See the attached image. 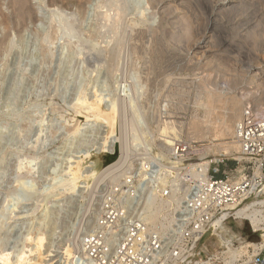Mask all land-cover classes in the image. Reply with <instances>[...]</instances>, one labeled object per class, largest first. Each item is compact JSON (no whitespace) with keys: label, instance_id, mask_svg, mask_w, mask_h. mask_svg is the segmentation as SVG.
<instances>
[{"label":"rangeland","instance_id":"rangeland-1","mask_svg":"<svg viewBox=\"0 0 264 264\" xmlns=\"http://www.w3.org/2000/svg\"><path fill=\"white\" fill-rule=\"evenodd\" d=\"M54 1H52L53 4L51 0H29V6L25 8L16 6L12 0L0 2V10L3 14L0 13V252H9L12 261L16 259L22 248L28 249V246L31 248L32 245L35 246L33 237L36 238L43 234L45 237L42 247L43 262L44 260L46 263L60 260L62 262L58 261V264H63L66 258V247H70L74 251L72 240L74 236L83 238L88 234L97 233L101 218L114 205L120 193V185L127 176L157 178L162 181L159 186L164 187H172L175 180L184 181L186 185L197 181L198 166L194 168H190V166L220 159L222 155L216 148L223 142L232 141V137L225 139L222 137L215 139L189 138L191 122L199 116L201 120L206 118L204 108L198 104L196 99L199 90L197 79L205 73L211 76L208 77L204 74L207 83H209L208 88L215 89L220 85L222 88V86H227L228 82L232 84V79L238 80L239 76L248 69V65L254 60L251 49L257 50L256 52L260 55L263 54L259 49H261L260 45L264 39V25L260 27V23L256 27V42L253 41L254 37L252 40L251 35V39L249 37L251 42L248 38L246 40L244 29L248 20L257 21L258 16L261 18H258V21L264 24V0H244V2L235 0L234 4L232 3L228 8L227 6L222 7L224 13H222V9L219 11V8L215 10L211 8L212 3L210 2L214 0H188L183 5L182 3L178 4L182 0L174 1V3L177 2V5L184 7L187 5L188 8L185 10L188 9L187 13L190 12L188 14L190 15L188 16L189 21L193 24L196 23V25L190 24L191 29L199 28L198 30H200L201 28L202 30V32L199 31L200 33L197 29L193 30L187 34L188 37L193 35L194 38L198 35V38H194L198 40L202 37L201 35L207 33L206 40L210 43L203 44L204 46L198 50H195V46H193L195 44L192 45L194 40L192 36L188 39L186 34L182 35L180 31L173 39L169 38L167 30L172 27L168 22L161 26L159 33L153 35L152 29L160 24V19L151 13L147 7V0H126V2L120 0V6L125 4L124 7L121 6L126 9H123L126 12L123 17L121 16L125 23L128 25L129 20L136 21V24L139 23L136 25L130 21L129 28L127 25L124 27L121 24L125 23L120 18L121 22H119L120 20L117 22L116 29L111 27L114 21L112 14L115 6L110 4L109 0H104V2L103 0H87L82 7L77 0ZM167 5H173V3ZM232 6H236L237 9ZM104 7H108V10ZM231 8L234 11L231 12ZM23 9L25 10L23 11ZM106 10L111 11L109 13L113 21L109 22L104 18L108 13ZM255 15L257 18L254 17ZM216 16L218 17L215 18ZM152 17L158 19L153 21ZM104 22L108 24L105 25ZM235 22H238L239 27ZM151 23L154 25L153 27ZM108 25L109 28H107ZM120 25L129 31H127L129 35ZM100 27L102 28L100 29ZM110 27L113 29L111 33ZM114 29H118L119 32ZM116 33L119 34L118 37L122 34L124 41L122 37L115 36ZM145 33L146 35H144ZM110 36H113L112 39ZM208 36H212L214 39ZM258 36L262 39L260 40ZM119 40L121 41L119 42ZM123 42L125 43L123 44ZM135 43L139 47L135 48ZM211 43L215 44L214 47L210 45ZM106 45L109 50H105L107 49ZM119 45L123 47H119ZM257 45L259 49H257ZM129 48L130 50H128ZM238 48L239 51H237ZM242 48H245L243 50L246 51H242ZM204 49L205 52H203ZM113 50L118 58L110 60V52ZM139 50L140 53H138ZM125 52L126 54H124ZM134 52L135 58L132 56ZM202 53L208 54L211 60L215 58V63H212L214 68L211 65L204 73H202V69H196L195 66L196 57H200L199 55ZM193 55L196 57H192ZM237 55L239 57H234ZM222 56H225L227 60ZM221 60L225 63H222ZM231 60L237 62L233 61L234 64ZM249 60L251 61L249 62ZM184 65L185 67H183ZM217 65H221V69ZM223 65L225 68L222 67ZM193 68L197 71H194ZM229 78L231 80H226L227 84H225L223 79ZM214 81H216V85ZM246 84L245 82L240 83L236 86V90L250 91ZM251 90H255V88L253 87ZM97 94L102 96L105 106L108 104L107 101L120 94H125L127 100L133 101L134 104L129 106V112L126 111L129 123L135 124L134 129H129L131 133H126L125 127H120V117L113 135L108 134V126L105 122L95 118H85L77 111L80 99H88L91 96L88 100L92 101ZM251 97L253 98L251 95L247 96L246 105H254ZM218 107L215 109L216 113L221 111V106L218 105ZM159 119L170 122L169 124L172 125L175 124L176 128L181 130L179 136L175 138V142L178 140L186 145V151L182 153L180 161L171 155L170 161L173 163H166V167L160 162L158 156L162 151L159 146V134L155 132ZM214 119L216 120L215 117ZM122 120L124 119L122 118ZM146 124H149L148 129L152 130L151 132H154L155 136L150 132L151 134L148 133L147 137ZM127 135L130 137V139L128 138L130 154L126 165L123 163L122 166L120 164L122 162L119 163V158L126 152L124 146L127 143ZM208 148H212L210 153L206 150ZM109 151L116 154L110 163H119V167H116L118 164L115 165L113 170L109 171V177L107 174V176L98 179L97 174L106 166L104 155ZM239 156L237 152L228 155L226 169L228 177L233 180H239L247 173L243 165L235 168V165L231 164L235 163V159ZM82 158H85L82 173L85 175L95 169L97 174L91 178L90 183H87L84 177H80L72 184L71 166L69 167V165L76 164ZM87 168L89 171L86 170ZM56 179L60 180L57 182ZM60 187L61 189H59ZM225 224L226 227L222 234L225 238L232 240L235 248L247 243L256 244L263 241V232L254 231L247 220L240 222L238 219H229ZM208 237L201 245V250L205 255L226 250L217 235ZM33 256L31 255V257ZM49 259L50 261H48Z\"/></svg>","mask_w":264,"mask_h":264},{"label":"built area","instance_id":"built-area-1","mask_svg":"<svg viewBox=\"0 0 264 264\" xmlns=\"http://www.w3.org/2000/svg\"><path fill=\"white\" fill-rule=\"evenodd\" d=\"M234 139L241 147L235 168L244 166L243 178L228 177V155L210 161L205 179L197 167L198 180L190 185L175 180L164 187L157 178L127 176L99 230L84 237L72 264H220L222 252L205 255L201 250L213 221L235 219V208L263 194L264 116L253 105L236 122ZM174 146L179 160L186 145L177 140ZM256 244L234 264H264V243Z\"/></svg>","mask_w":264,"mask_h":264},{"label":"bare ground","instance_id":"bare-ground-1","mask_svg":"<svg viewBox=\"0 0 264 264\" xmlns=\"http://www.w3.org/2000/svg\"><path fill=\"white\" fill-rule=\"evenodd\" d=\"M1 1H3V0H0V2ZM52 1H54V0H51V2ZM62 1V0H61ZM78 2H79V4L81 5V7H82V5L84 4V2L85 1H87V0H77ZM76 1V2H77ZM119 1L120 0H109V2H110V4H112V5H114L115 7H114V9H113V11H114V13L112 14L113 15V18H114V21L113 20H111V15H110V13L109 12H111L112 11V9L111 8H113L112 6H110L111 8H109V9H111V11H107L108 9V7L107 8H105V9H107L106 11L108 12L107 14H105V19H107L109 22H110V20L111 21H113V23H112V25L111 24H109V25H111V27L113 26V27H115V25L116 24H118L117 22L119 21V22H121V19H122V17H123V14H125L124 12H126L125 10V8H122V7H124L125 6V4H124V6H120V4H119ZM123 1V0H122ZM174 1H176V0H147L146 2H147V7L151 10V13L152 14H154V15H156L159 19H160V24H158L157 26H155L153 29H152V34L154 35V33L155 34H157V33H159L160 31H161V26H163V24L164 23H167L168 22V24H171L170 26L172 27L171 29H169V30H167V31H169V32H167V35L169 36V38H174L175 36H177L176 34L180 31V32H182V35L183 34H186V36H187V34H190L193 30H196L197 28H195V29H191V26H190V24L192 23L193 24V22H191L190 23V21H189V17L188 16H190V15H188L189 13H187L188 11V9L187 10H185V8H188L187 7V5L184 7V6H181V5H177V2H175L174 3ZM188 0H182L180 3H178V4H181L182 3V5H183V3H185V2H187ZM212 1V0H211ZM235 0H214L213 2H210V3H212L211 4V8H213L214 10L215 9H218L219 8V11L222 9V7H226L227 6V8L229 7V6H231V4L234 2ZM9 2H10V0H9ZM12 2L14 3V4H16V6H20V7H28L29 6V0H12ZM55 2V1H54ZM64 2H65V0H64ZM67 2V1H66ZM103 2H104V0H103ZM124 2V1H123ZM125 2H126V0H125ZM242 2H244V0L242 1ZM53 3V2H52ZM172 4L173 3V5H167V4ZM189 3V2H188ZM187 3V4H188ZM54 4V3H53ZM56 4H57V2H56ZM61 4V3H60ZM64 4V3H63ZM69 4H71V3H69ZM186 4V3H185ZM234 4V3H233ZM243 4V3H242ZM246 4V3H245ZM1 5V4H0ZM103 5H105V3H103ZM146 5V4H145ZM214 5V6H213ZM238 5H239V2H238ZM106 6V5H105ZM108 6V5H107ZM170 6V7H169ZM189 6H190V4H189ZM168 7V8H167ZM191 7V6H190ZM189 7V8H190ZM233 7V6H232ZM239 7V6H238ZM18 8V7H17ZM192 8V7H191ZM190 8V9H191ZM233 8H236V6H234ZM233 8H231V12L232 11H234L233 10ZM245 7L243 6V9H244ZM19 9H22V8H19ZM123 9H125L124 11H123ZM145 9H147V8H145ZM225 9V8H224ZM237 9V8H236ZM242 9V8H241ZM25 9H23V11H24ZM30 10V9H29ZM148 10V9H147ZM228 10V9H227ZM22 11V12H23ZM191 11V10H190ZM209 11H210V9H209ZM218 11V12H219ZM222 11V13H224L223 12V9L221 10ZM2 11L0 10V13H1ZM21 12V11H20ZM21 12V13H22ZM26 12V11H25ZM102 12H104V10H102ZM139 12V11H138ZM106 13V12H105ZM150 13V14H151ZM192 13V12H191ZM195 13V12H194ZM205 13V12H204ZM222 13H220L221 15H222ZM227 13V12H226ZM225 13V14H226ZM229 13V12H228ZM248 13V12H247ZM2 14V13H1ZM26 14H28V13H26ZM219 14V13H218ZM239 14V13H238ZM250 14V13H249ZM263 14H264V12H263ZM3 15V14H2ZM102 15V14H101ZM127 15V14H126ZM135 15V14H134ZM192 15H193V13H192ZM242 15V14H241ZM246 15V14H245ZM5 16V15H4ZM103 16V15H102ZM122 16V17H121ZM150 16H152V15H150ZM196 16H197V14H196ZM203 16V15H202ZM250 16V15H249ZM257 15H255L254 17L255 18H257L256 17ZM7 17H8V15H7ZM127 17V16H126ZM153 17H155V16H153ZM152 17V18H153ZM193 17V16H192ZM191 17V18H192ZM198 17V16H197ZM218 16H216L215 18H217ZM221 17V16H220ZM223 17V16H222ZM121 18V19H120ZM158 18H153V21L154 20H156V19H158ZM234 18V17H233ZM250 18V17H249ZM258 18H260L259 16H258ZM257 18V21H253V20H248L247 22H246V27H245V29H244V31H245V33H244V36L246 37V40H247V38L249 39V37H250V35H251V37H252V40H253V37H254V42H256L255 41V36H256V32H257V28L256 27H258L259 25H260V23H261V26L260 27H262V25H264V24H262V22H260V21H258L259 19ZM263 18H264V16H263ZM104 19V20H105ZM126 19V18H125ZM142 19V18H141ZM145 19V18H144ZM173 19V20H172ZM204 19V18H203ZM209 19V18H208ZM235 19V18H234ZM242 19V18H241ZM240 19V20H241ZM244 19V18H243ZM246 19V18H245ZM261 19V18H260ZM6 21H7V19H5ZM10 20V19H9ZM123 21H124V19H122ZM136 20V19H135ZM145 20H147V19H145ZM171 20V22H169ZM197 20V19H196ZM214 20H218V19H214ZM223 20V19H222ZM238 20V19H237ZM247 20V19H246ZM107 21V22H108ZM130 21L131 22H133L134 24H136V21L134 22V20L132 21V20H129L128 22L130 23ZM205 21V20H204ZM221 21V20H220ZM219 21V22H220ZM231 21V20H230ZM263 21H264V19H263ZM8 22V21H7ZM108 22V23H109ZM197 22V21H196ZM199 22H201V21H199ZM206 22V21H205ZM239 22V21H238ZM238 22L236 23L237 24V26L239 25L238 24ZM259 22V23H258ZM107 23V24H108ZM124 23H125V21H124ZM129 23H128V25H129ZM139 23V22H138ZM138 23L136 24V25H138ZM147 23H149L148 21H147ZM153 24L155 23V22H152ZM151 23V24H152ZM241 23V22H240ZM242 23H243V21H242ZM245 23V22H244ZM103 24H105V22L103 23ZM107 24H105V25H107ZM120 24V23H119ZM150 24V23H149ZM152 24V27L154 26ZM207 24V23H206ZM209 24V23H208ZM231 24V23H230ZM259 24V25H258ZM98 25H99V23H98ZM109 25H108V27L107 28H109ZM122 26H124V27H126L125 25H127L126 23L125 24H121ZM120 25V27H122ZM127 25V26H128ZM181 27H180V26ZM193 25H196V23L194 22V24ZM192 25V26H193ZM202 25H203V23H202ZM201 25V26H202ZM130 26H132V25H130ZM199 26V25H198ZM218 26V25H217ZM231 26V25H230ZM236 25H235V27H237ZM243 26V25H242ZM111 27H110V33H111V30L113 31V29H111ZM137 27V26H136ZM139 27V26H138ZM148 27V25L146 26V28ZM194 27H197V26H194ZM200 27V26H199ZM234 27V26H233ZM233 27H231V28H233ZM239 27V26H238ZM259 27V28H260ZM102 27H100V29H101ZM106 28V27H105ZM104 28V29H105ZM123 28V27H122ZM122 28H120L121 30H122ZM128 28H129V26H128ZM127 28V29H128ZM140 28V27H139ZM141 28H143V27H141ZM115 29H116V27H115ZM114 29V30H115ZM123 29H125V28H123ZM199 29V28H198ZM197 29V30H198ZM203 29V28H202ZM205 29V28H204ZM235 29V28H234ZM239 29V28H238ZM263 29V28H262ZM137 30V29H136ZM148 30V29H147ZM146 30V31H147ZM231 30V29H230ZM260 30V29H259ZM264 30V29H263ZM101 31V30H100ZM99 31V32H100ZM106 31V30H105ZM107 31H108V29H107ZM115 31H118V29L117 30H115ZM115 31H114V33H115ZM123 31V30H122ZM125 31L127 32L128 30H126L125 29ZM131 31V30H130ZM134 30H133V28H132V32H133ZM199 31H201L202 32V30H201V28H200V30H198V32ZM243 31V30H242ZM104 32V31H103ZM102 32V33H103ZM109 32V31H108ZM119 32V31H118ZM117 32V33H118ZM129 32V31H128ZM127 32V33H128ZM131 32V33H132ZM144 32V31H143ZM142 32V33H143ZM163 32V31H162ZM184 32V33H183ZM195 32V31H194ZM193 32V34H195ZM198 32H196V33H198ZM205 32V31H204ZM213 32H215V31H213ZM113 33V32H112ZM117 33H116V35L115 36H117L118 37V35H117ZM122 33V32H121ZM131 33H130V35H131ZM147 33V32H146ZM146 33L144 34V35H146ZM200 33V32H199ZM210 33V32H209ZM242 33V32H241ZM241 33H239L240 35H241ZM259 33V32H258ZM105 34V33H104ZM109 34V33H108ZM133 34H134V32H133ZM139 35L141 34V33H138ZM162 34V33H161ZM181 34V33H180ZM179 34V35H180ZM207 33H204L203 35H201L202 37L200 38V39H198V40H196V39H194V38H198V35H197V37L195 36L194 38H193V35H191L192 36V38L194 39L193 40V42H192V45L193 44H195V45H193V46H195V50H198L199 48H202L204 45L203 44H208V42H207V40H206V35ZM106 35V34H105ZM110 35H112V34H110ZM113 35V36H114ZM128 35H129V33H128ZM153 35H152V37H153ZM182 35H181V38H182ZM209 35V34H208ZM243 35V34H242ZM104 36V35H103ZM112 36V37H113ZM115 36H114V38H115ZM126 36H127V34H126ZM157 36V35H156ZM191 36H187V38L189 39ZM212 36H213V34H212ZM211 36V37H212ZM237 36H238V34H237ZM243 36V37H244ZM107 37V36H106ZM105 37V38H106ZM111 37V36H110ZM110 37H109V39H110ZM112 37H111V39H112ZM120 37H122V34L120 35ZM120 37H118V38H120ZM128 37V36H127ZM140 37V36H139ZM161 37V36H160ZM184 37V36H183ZM208 37H210V36H208ZM210 37V38H211ZM241 37V36H240ZM244 37V38H245ZM251 37H250V39H251ZM259 37V36H258ZM130 38H132L131 36H130ZM168 38V39H169ZM236 38V37H235ZM260 38V37H259ZM208 39V38H207ZM211 39H214L213 37L211 38ZM249 39V41L251 42V40ZM262 38H260V40H261ZM122 40L124 41V37H122ZM127 40V39H126ZM154 40V39H153ZM175 40V39H174ZM178 40H180V39H178ZM191 40V39H190ZM195 40L197 41L196 43H195ZM242 40V39H241ZM263 41H262V43L259 41V43H261V49H259V46H258V48L257 49H259L261 52H263V54H264V39H262ZM110 41V40H109ZM121 40H119V42H120ZM170 41H171V39H170ZM173 41V40H172ZM184 41V40H183ZM186 41H187V39H186ZM192 41V40H191ZM211 41V40H210ZM216 41V40H215ZM242 41H245V40H242ZM105 42V41H104ZM107 42V41H106ZM105 42V43H106ZM118 42V41H117ZM119 42L117 43V44H119ZM135 42V41H134ZM155 42V41H154ZM177 42H179V41H177ZM180 42H181V40H180ZM231 42V41H230ZM229 42V43H230ZM233 42V41H232ZM247 42V41H246ZM116 43V42H115ZM125 42H123V44H124ZM129 43V42H128ZM152 43V42H151ZM173 43V42H172ZM175 43H176V41H175ZM174 43V44H175ZM187 43V42H186ZM210 43V42H209ZM122 44V45H123ZM137 43H135V48H136V46H138V45H136ZM178 44V43H177ZM181 44V43H180ZM188 44H191V43H188ZM220 44V43H219ZM233 45H235L234 43H232ZM254 44V43H253ZM258 44V43H257ZM108 45H109V42H108ZM121 45V46H122ZM126 45V44H125ZM179 45V44H178ZM191 45V46H192ZM210 45H212L213 47H214V45L211 43ZM209 45V48L211 47ZM244 45V44H243ZM247 45V44H246ZM245 45V46H246ZM120 45H119V47H121ZM124 46V45H123ZM122 46V47H123ZM180 46V45H179ZM217 46V45H216ZM230 46V45H229ZM240 46V45H239ZM253 46V45H252ZM113 47H114V45H113ZM125 47V46H124ZM133 47H134V45H133ZM139 47V46H138ZM190 47V46H189ZM189 47H187V48H189ZM207 47V46H206ZM242 47V46H241ZM240 47V48H241ZM255 47V46H254ZM106 48L107 49H105V50H109L108 49V46L106 45ZM183 48V47H182ZM186 48V49H187ZM228 48H230V47H228ZM114 49V48H113ZM117 49H118V45H117ZM123 49V48H122ZM190 49H192V48H190ZM213 49V48H212ZM226 49H227V47H226ZM243 49H245V48H242L241 50L242 51H244ZM128 50H130V48L128 49ZM135 50H137V49H135ZM240 50V51H241ZM249 50V49H248ZM123 51V50H122ZM134 51V48L132 49V52ZM138 51V50H137ZM187 51V50H186ZM200 51V50H199ZM208 51V50H207ZM237 51H239V48H238V50ZM246 51V50H245ZM244 51V52H245ZM250 51V50H249ZM255 51V49H251V52H253V57H254V60L253 61H251V60H249V62H250V64L248 65V69L247 70H245L244 72H243V74L242 75H240L239 76V79L238 80H234V79H232L233 81H235V82H233L232 81V84H229L230 82H228V85L225 87V86H222V88H220L221 87V85H220V87L218 88H208L207 86H208V84L209 83H207L208 81L206 80V77L204 76V72H207L208 70V67H210L211 65H212V63L214 62V60H215V58L214 59H209V58H211L210 56L208 57V54H206V53H202V55H199L200 57H196V56H192V57H196V59L195 60H197V62L194 60V63H195V66L197 67L196 69H202L203 71H202V73H204L203 74V76L202 77H199V79H197V82H198V87H199V90L197 91V96H196V99H197V101L199 102L198 104H200V106H202L203 108H204V110H205V119L204 120H201V119H199V117H197V118H195L194 120H193V122H191V132L189 133V135H190V137L189 138H199V137H201V138H205V137H207V138H210V139H212V138H217V137H222V138H228V137H232V141L231 142H223L220 146H218L216 149H217V151L221 154V155H233L234 154V152H237V153H239L240 151H241V147H240V145L238 144V142L234 139V135H235V125H236V122L241 118V116H242V114H243V111H244V108H245V105L247 104V102H246V99H247V96H249V95H251V96H253V106L255 107V109L258 111V113L260 114V115H262V116H264V106H263V104H264V55L262 54V55H260L259 53H257L256 51ZM106 52V51H105ZM108 52V51H107ZM120 52V51H119ZM128 52H130V51H128ZM203 52H205V49L203 50ZM208 52H210V51H208ZM234 52V51H233ZM232 52V53H233ZM120 53H122V52H120ZM138 53H140V50H139V52ZM198 53V52H197ZM200 53V52H199ZM211 53H213V52H211ZM216 53H218V52H216ZM242 53V52H241ZM107 54V53H106ZM123 54V53H122ZM121 54V55H122ZM124 54H126V52L124 53ZM132 54V53H131ZM195 55H196V53H194ZM108 55V54H107ZM127 55H129V54H127ZM126 55V56H127ZM134 55H136L135 54V52H134V54L132 55L133 57H134ZM186 55V54H185ZM185 55H183V56H185ZM213 55H214V53H213ZM248 55V54H247ZM132 56H130V57H132ZM189 56V55H188ZM218 56V55H217ZM118 58L117 56H116V52H115V50H113L112 52H110V60L112 59H116V58ZM122 57V56H121ZM212 57H214V56H212ZM215 57H216V55H215ZM219 57V56H218ZM225 58V56H222V58ZM233 57V56H232ZM234 57H239L238 55L237 56H234ZM253 57H252V59H253ZM124 58V57H123ZM128 58V60H129V56L127 57ZM135 58V57H134ZM186 58V57H185ZM188 58V57H187ZM217 58V57H216ZM223 58V59H224ZM242 58V57H241ZM122 59V58H121ZM133 59V58H132ZM137 59V58H136ZM221 59V58H220ZM220 59H218V60H220ZM226 60H227V58H225ZM237 59V58H236ZM235 59V60H236ZM250 59V58H249ZM120 60V59H119ZM135 60V59H134ZM186 60H188V59H186ZM217 60V61H218ZM117 61V60H116ZM222 61V60H221ZM232 61V60H231ZM234 61V60H233ZM232 61V62H233ZM115 62V61H114ZM190 62H191V60H190ZM224 61H222V63H223ZM234 62H237V61H234ZM233 62V63H234ZM193 63V62H192ZM215 63V62H214ZM222 63H217V64H222ZM225 63V62H224ZM232 63V64H233ZM241 63V62H240ZM239 63V64H240ZM248 63V62H247ZM115 64V63H114ZM189 64V63H188ZM235 64V63H234ZM233 64V65H234ZM243 64V63H242ZM246 64V63H245ZM228 65V64H227ZM229 65H230V62H229ZM213 66V65H212ZM217 66H219V65H217ZM226 66V65H225ZM244 66V65H243ZM117 67V66H116ZM116 67H115V69H116ZM119 67V66H118ZM183 67H185V65L183 66ZM187 67H191V66H187ZM221 67V65L219 66V68ZM222 67H224V65L222 66ZM235 67V66H234ZM246 67V66H245ZM113 68H114V65H113ZM213 68H214V66H213ZM212 68V69H213ZM216 68V67H215ZM225 68V67H224ZM244 68V67H243ZM187 69V68H186ZM194 69V71L196 70L195 68H193ZM192 69V70H193ZM221 69V68H220ZM226 69H227V67H226ZM225 69V70H226ZM119 70V69H118ZM214 70V72H216V70L215 69H213ZM222 70H223V68H222ZM231 70V69H230ZM243 70V69H242ZM193 71V72H194ZM197 71V70H196ZM228 71V70H227ZM240 71V70H239ZM210 72H212V71H210ZM224 72V74H226L225 73V71H223ZM223 72H222V76H223ZM236 72V71H235ZM112 73H114L113 71H112ZM209 73V72H208ZM219 73V72H218ZM220 73H221V71H220ZM216 74V73H215ZM214 74V75H215ZM200 75V74H199ZM206 75V74H205ZM212 75V74H211ZM213 75V76H214ZM197 76V75H196ZM206 76H210V75H206ZM211 77V76H210ZM227 77V76H226ZM216 78V77H215ZM208 79V78H207ZM221 80V79H220ZM223 80H225V84H227L226 83V80H231L230 78L229 79H223ZM241 81V82H240ZM215 82V85H216V81H214ZM247 83L246 84V86L247 87H249L250 88V91H248L249 89H246L248 92H246V91H240V90H236L237 89V87L236 86H238L240 83ZM212 84H213V82H212ZM221 84V83H220ZM224 85V84H223ZM254 85V86H253ZM219 86V85H218ZM244 86V85H243ZM123 87V86H122ZM127 87V86H126ZM223 87H225V88H223ZM234 87H236V88H234ZM246 87V88H247ZM253 87L255 88V90H251V89H253ZM122 89V88H121ZM238 89H239V87H238ZM244 89V88H243ZM245 90V89H244ZM120 91V90H119ZM95 92H96V90H95ZM123 92V91H122ZM97 93V92H96ZM101 93V92H100ZM86 94V93H85ZM84 96V95H83ZM87 96V95H86ZM96 96V95H95ZM94 96V99L92 100V101H90V100H88L87 98H82V99H80L79 101H78V104H77V108H78V112H80L81 114H83V116H85V118H95L96 120H99V121H102L103 123L105 122L106 124H107V126H108V134H113L115 131H116V127H117V124H118V119H119V117L121 118L120 119V127L122 128V127H125V129L127 130V132L126 133H131L130 131H129V129L131 128V129H134L135 128V124H130L129 122L130 121H128V115H127V113L129 112L128 110H129V106H131L132 105V103H133V101L132 100H127V98L125 97V94H120L118 97H113V99H110L109 101H107L108 102V104H107V106H105L104 105V100H103V98H102V96H99L98 94H97V96L95 97ZM110 98V97H109ZM196 101V100H195ZM252 102V101H251ZM105 103H106V101H105ZM134 104V103H133ZM218 105L219 106H221L220 108H221V111H219V112H217L216 113V111H215V109H217V107H218ZM166 106V105H165ZM199 106V107H200ZM247 106V105H246ZM74 107V106H73ZM76 108V109H77ZM219 108V107H218ZM199 109V108H198ZM203 110V109H202ZM220 110V109H219ZM126 111H127V113H126ZM136 111V110H135ZM137 112V111H136ZM204 112V111H203ZM203 112H202V114H203ZM126 113V114H125ZM156 113V112H155ZM77 114V113H76ZM123 114V115H122ZM125 114V115H124ZM139 114V113H138ZM137 114V115H138ZM154 115V114H153ZM196 115V114H195ZM143 116V115H142ZM156 116V115H155ZM155 116L153 117V119L155 118ZM196 116H198V115H196ZM212 116H213V118H212ZM79 117V116H78ZM139 117V116H138ZM138 117H137V119H138ZM195 117V116H194ZM204 117V116H203ZM214 117L216 118V120L214 119ZM122 118L124 119V120H122ZM160 118V117H159ZM202 118V117H201ZM212 119H214V120H212ZM134 120V119H133ZM139 120V119H138ZM123 121V122H122ZM158 122V125H157V129L155 130V132H157L158 134H159V146L161 147V149H162V151H161V153L158 155L159 156V159L161 160L160 162L166 167L167 166V164H172L173 162H171L170 161V159H171V155H173V151H175V146L174 147H172L173 145H174V143H175V138H177V136H179V134H180V129L179 128H176V126H175V124L174 125H172V124H169L167 121H162L161 119H159V120H157ZM76 122H77V120H76ZM75 122V123H76ZM139 122V121H138ZM156 122V121H155ZM141 123V122H140ZM79 124V123H78ZM147 126V129L150 127L149 126V124H146ZM78 126V125H77ZM143 130H144V128H143ZM129 131V132H128ZM142 131V130H141ZM145 131H147V130H145ZM148 131H149V129H148ZM147 131V137H148V133H150L152 130H150L149 132ZM125 133V134H126ZM141 134L143 133V132H140ZM152 133V132H151ZM150 133V134H151ZM154 133V132H153ZM152 133V135H154ZM114 135V134H113ZM135 135V134H134ZM145 138H146V133H145ZM143 136V137H144ZM155 136V135H154ZM133 137H135V136H133ZM110 138V137H109ZM126 138H127V143H125L126 144V146H124V147H126L125 149H124V151H126L124 154H122L123 156H121L119 159H120V161H119V163L120 162H122V163H120L121 165L124 163H126V160L128 159V157H129V154H130V146H129V141L130 140H128V138L130 139V137L127 135L126 136ZM152 138H153V136H152ZM158 139V138H157ZM192 139V140H193ZM133 140H135V139H133ZM147 140V139H146ZM149 140H150V138H149ZM209 140V139H208ZM144 141V140H143ZM151 141V140H150ZM149 141V142H150ZM147 145V144H146ZM146 147H149V146H146ZM158 147V146H157ZM102 148V147H101ZM105 148H107L106 146H105ZM150 148V147H149ZM144 149H146V148H144ZM110 150V149H109ZM202 150V149H201ZM207 150V152L208 153H210L209 151H212V148H208V149H206ZM85 152V151H84ZM146 153L148 152L147 150L145 151ZM203 152V150L201 151V153ZM206 152V151H205ZM83 153V152H82ZM149 154V153H148ZM147 154V155H148ZM201 155H203V154H201ZM115 156H116V154H115V152H108L107 154H105L104 155V157H105V167H104V169L103 170H101V172L99 171V174H97V170H95V169H93V170H91L89 173H87V174H83L82 173V166H83V163H84V160H85V158H82V159H80V160H78L77 162H76V164H74V165H69V167H70V171H71V174H72V184L73 183H75V181H77L80 177H84L85 178V180H86V182L87 183H90V181H91V178L93 177V176H95L96 174L98 175V179L99 178H101V177H103V176H107V174L109 173V171H111V170H113V168L115 167V165H117L116 167H119V163H116V164H114L115 162H113V164H111L110 162H111V160L112 159H114L115 158ZM86 157H88L87 155H86ZM149 157V156H148ZM72 158V157H71ZM70 158V159H71ZM75 158H77V157H75ZM154 158H156V157H154ZM219 158V157H218ZM67 161V160H66ZM116 162H118V161H116ZM167 163V164H166ZM126 165V164H125ZM123 166V165H122ZM196 166H198V167H200V169H201V172H202V179H205L207 176H206V173H207V171H208V169H209V166H210V161H205V162H202V163H198V164H196V165H191L190 166V168H194V167H196ZM90 169V168H89ZM116 169V168H115ZM120 169V168H119ZM170 169V168H169ZM85 170V169H84ZM83 170V171H84ZM86 170H88V168L86 169ZM118 170V169H117ZM125 170H128V169H125ZM132 170V169H131ZM89 171V170H88ZM87 171V172H88ZM119 171V170H118ZM196 171V170H195ZM198 172V171H197ZM261 172V170H260V168L259 169H257V174L258 173H260ZM84 173H85V171H84ZM113 173H115V172H113ZM112 173V174H113ZM122 173H124L123 171H122ZM121 173V174H122ZM192 173V172H191ZM190 173V174H191ZM70 174V175H71ZM110 174V173H109ZM109 174H108V177H109ZM120 174V175H121ZM125 174V173H124ZM64 175V174H63ZM119 175V174H118ZM193 175V174H192ZM57 176V175H56ZM65 176H66V174H65ZM68 176H69V174H68ZM124 176V175H123ZM190 176V175H189ZM113 177V176H112ZM122 177V176H121ZM194 177V176H193ZM64 178V177H63ZM95 178V177H94ZM111 178V177H110ZM117 178V177H116ZM115 178V179H116ZM243 178V177H242ZM96 179V178H95ZM104 179V178H103ZM162 179H163V177H162ZM59 181L60 179H56V181ZM62 180V179H61ZM64 180V179H63ZM94 180V179H93ZM112 180H113V178H112ZM55 181V180H54ZM57 181V182H58ZM65 181H66V179H65ZM161 181V180H160ZM81 182V181H80ZM162 182V181H161ZM56 183V182H55ZM68 183V182H67ZM66 183V184H67ZM69 183H70V180H69ZM165 183V182H164ZM79 184H82V183H79ZM165 185V184H164ZM63 186H64V184H63ZM73 187H74V185H72ZM71 186V187H72ZM55 187H56V185H55ZM59 187V186H58ZM71 187H68V188H71ZM82 187V186H81ZM264 187V186H263ZM59 189H61V187L59 188ZM49 190V189H48ZM77 190V189H76ZM60 191V190H59ZM74 191V190H73ZM47 192V191H46ZM65 193V192H64ZM68 193V192H67ZM75 193V192H74ZM44 194V193H43ZM53 194V193H52ZM73 194V193H72ZM55 195H56V193H55ZM41 198V197H40ZM39 198V199H40ZM41 201V200H40ZM101 202V201H100ZM236 209V217H235V219H238L240 222L242 221V220H247L249 223H250V225L252 226V228H253V230L254 231H259V232H263V234H262V237H263V243H264V188H263V194H262V196L261 197H257V198H255V199H253L251 202H249V203H247L246 205H244V206H242V207H239V208H235ZM99 210V209H98ZM99 214V213H98ZM101 215V214H100ZM97 219H99V218H97ZM99 221V220H98ZM225 227H226V224H225V221H224V217H220V218H217V219H215L214 221H213V223H212V225H211V231L210 232H208L209 233V235L208 236H211L212 234L213 235H217L219 238H220V243H221V245H223L225 248H226V250H224V251H222V262L220 263V264H234L235 263V261H237V259H238V257H241L243 254H245V253H247V250H248V248L249 247H254V248H256L257 247V244H249V243H247V244H245V245H242V246H240V247H237V248H235L234 247V243L232 242V240L231 239H227V238H225V236L222 234V232L225 230ZM207 235V234H206ZM208 236H206V238H209ZM81 237H83V236H81ZM261 237V238H262ZM33 240H34V242H35V246H33L32 245V248L31 247H29L28 246V249H23L22 248V250L17 254V256H16V259L14 260L13 258V261L11 260V255H10V253L9 252H6V251H1L0 252V264H58V261H60V260H56V261H54V262H51L50 261V259L48 260V261H50L49 263H46L45 262V260H44V262H43V253H42V247H43V243H44V239H45V237H44V235L42 234L41 236H39V237H33L32 238ZM32 239H31V241H32ZM72 239V238H71ZM83 239H84V237L83 238H80V236H74V238L72 239L73 240V245H74V251H73V249L72 248H70V247H66V249H65V255H66V258L64 259V263L63 264H72V261H73V257H74V254L76 253V251H82V242H83ZM71 240V241H72ZM34 244V243H33ZM31 246V245H30ZM45 246V245H44ZM23 247V246H22ZM26 247V246H25ZM27 248V247H26ZM3 249V248H2ZM61 249V248H60ZM7 250V249H6ZM8 251V250H7ZM10 251V250H9ZM47 251V250H46ZM73 251V252H72ZM12 253V252H11ZM63 253V252H62ZM220 253V252H219ZM219 253H214V255H217V256H219ZM60 254V253H59ZM31 255H34L33 257H31ZM49 255V254H48ZM50 255H52V254H50ZM49 255V256H50ZM14 257V256H13ZM52 257H54V256H52ZM51 257V258H52ZM62 257V256H61ZM45 258H46V256H45ZM60 259V258H59ZM60 262H62V261H60ZM200 264H206L205 262H203V261H201V263Z\"/></svg>","mask_w":264,"mask_h":264},{"label":"trees","instance_id":"trees-1","mask_svg":"<svg viewBox=\"0 0 264 264\" xmlns=\"http://www.w3.org/2000/svg\"><path fill=\"white\" fill-rule=\"evenodd\" d=\"M232 164V166H234L235 165V163H231Z\"/></svg>","mask_w":264,"mask_h":264},{"label":"water","instance_id":"water-1","mask_svg":"<svg viewBox=\"0 0 264 264\" xmlns=\"http://www.w3.org/2000/svg\"><path fill=\"white\" fill-rule=\"evenodd\" d=\"M209 235V233H207V235L206 236H208Z\"/></svg>","mask_w":264,"mask_h":264}]
</instances>
